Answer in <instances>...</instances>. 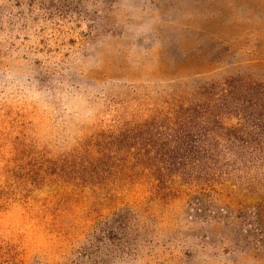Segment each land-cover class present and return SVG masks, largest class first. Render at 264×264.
Segmentation results:
<instances>
[{"label":"rangeland","instance_id":"obj_1","mask_svg":"<svg viewBox=\"0 0 264 264\" xmlns=\"http://www.w3.org/2000/svg\"><path fill=\"white\" fill-rule=\"evenodd\" d=\"M53 1L0 0V264H264V171L164 195L87 145L206 82H264V0ZM120 214L125 253L94 241Z\"/></svg>","mask_w":264,"mask_h":264},{"label":"trees","instance_id":"obj_2","mask_svg":"<svg viewBox=\"0 0 264 264\" xmlns=\"http://www.w3.org/2000/svg\"><path fill=\"white\" fill-rule=\"evenodd\" d=\"M52 4L63 19L73 11L81 14L66 0ZM87 145L99 153V161L124 154L155 181L156 193L167 195L177 186H198L207 193L234 179L249 180L253 187L258 174L252 173L264 171V82L245 75L206 82L192 98L173 95L164 106L99 132ZM248 219L249 226H262L264 205L257 204ZM115 224L94 241H108L111 250L125 253L140 235L131 234L129 217L116 215ZM100 244L88 257L95 263L104 250Z\"/></svg>","mask_w":264,"mask_h":264}]
</instances>
